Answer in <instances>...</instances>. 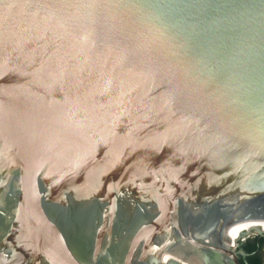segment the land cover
<instances>
[{
    "label": "water",
    "instance_id": "1",
    "mask_svg": "<svg viewBox=\"0 0 264 264\" xmlns=\"http://www.w3.org/2000/svg\"><path fill=\"white\" fill-rule=\"evenodd\" d=\"M258 222L264 0H0V264H244Z\"/></svg>",
    "mask_w": 264,
    "mask_h": 264
},
{
    "label": "trees",
    "instance_id": "2",
    "mask_svg": "<svg viewBox=\"0 0 264 264\" xmlns=\"http://www.w3.org/2000/svg\"><path fill=\"white\" fill-rule=\"evenodd\" d=\"M257 243L259 244V248L257 247ZM264 246V236L254 237L252 239H245L243 242H240V247L247 253H250L246 257H240V261L242 263L247 264H264L263 256L261 249ZM258 249L256 252H254Z\"/></svg>",
    "mask_w": 264,
    "mask_h": 264
},
{
    "label": "bare ground",
    "instance_id": "3",
    "mask_svg": "<svg viewBox=\"0 0 264 264\" xmlns=\"http://www.w3.org/2000/svg\"><path fill=\"white\" fill-rule=\"evenodd\" d=\"M254 228H256V229H258V230H264V222H258V223H255V224H253V225L247 226V227H245L244 229L240 230V231L236 234V236L232 239L231 244L235 245L237 239L241 236L242 233H244V232H246V231L253 230Z\"/></svg>",
    "mask_w": 264,
    "mask_h": 264
},
{
    "label": "rangeland",
    "instance_id": "4",
    "mask_svg": "<svg viewBox=\"0 0 264 264\" xmlns=\"http://www.w3.org/2000/svg\"><path fill=\"white\" fill-rule=\"evenodd\" d=\"M258 234H259V232L253 229V230L247 231L244 234H241V236L238 238L237 241L240 243V242H243L245 239H252V238L258 236ZM261 252H262L263 261H264V246L261 249Z\"/></svg>",
    "mask_w": 264,
    "mask_h": 264
}]
</instances>
